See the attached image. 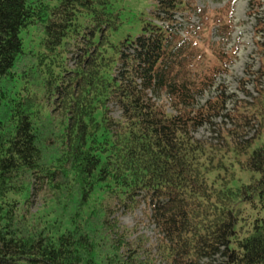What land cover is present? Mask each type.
<instances>
[{
	"label": "trees",
	"instance_id": "obj_1",
	"mask_svg": "<svg viewBox=\"0 0 264 264\" xmlns=\"http://www.w3.org/2000/svg\"><path fill=\"white\" fill-rule=\"evenodd\" d=\"M151 2L120 38L113 0H0V264H264V52L233 113L254 134L195 139L225 103L197 98L233 53L207 61L178 33V13L209 29L188 0ZM31 193L37 211L13 222ZM142 202L157 243L139 256L112 215Z\"/></svg>",
	"mask_w": 264,
	"mask_h": 264
},
{
	"label": "rangeland",
	"instance_id": "obj_2",
	"mask_svg": "<svg viewBox=\"0 0 264 264\" xmlns=\"http://www.w3.org/2000/svg\"><path fill=\"white\" fill-rule=\"evenodd\" d=\"M232 0H188L190 7L203 10L208 23V31L202 27V20L196 14L187 15L178 13L174 15L177 20L178 33L185 36L187 33L193 35L198 40L200 52L198 55L204 57L207 61L212 57L211 48H220L221 50L233 53L231 62L227 65L228 71L220 73L213 86L206 89L202 96L197 98L196 108L204 106L208 101L214 100L219 95H224L225 103L219 109V114L212 117L210 121L205 122L198 127L192 136L200 141H206L210 144L222 145L221 135L228 130L238 128L237 133L241 135L242 140L250 138L257 125L253 121L248 124L238 125L233 117L234 106L240 100L251 101L257 95L253 74L261 67V56L264 44V0H234L231 9L225 7ZM115 7L121 10L123 25L118 35L120 38L128 35L136 36L141 29V16H147L153 4L151 0H113ZM205 24V23H204ZM206 25V24H205ZM199 27L202 31H197L194 27ZM230 30L229 35H226ZM117 35V36H118ZM116 36V38H118ZM211 51V53H210ZM264 63V56L262 58ZM198 69V68H197ZM263 79H261V82ZM262 84V83H261ZM166 104L164 98L159 99ZM171 110L169 106L165 107ZM111 114L114 117L119 116V111L111 105ZM236 135V133H234ZM30 204L20 196L16 207L10 217L13 222L21 219L22 225L26 222L25 216L31 215L37 211L39 200L36 194L31 193ZM12 196L9 199H13ZM7 210H5L6 212ZM147 206L144 202L140 203L132 210L126 209L122 204L116 206L112 218L118 225L130 230V239L136 242L134 250L138 255L143 254V247L155 251L157 236L155 235L154 225L149 221ZM142 246V249L140 248ZM213 264H223L220 255H216L212 261ZM153 264H163L156 260Z\"/></svg>",
	"mask_w": 264,
	"mask_h": 264
}]
</instances>
